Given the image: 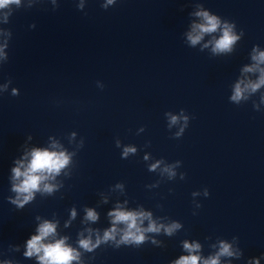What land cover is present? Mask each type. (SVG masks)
Wrapping results in <instances>:
<instances>
[{"label": "clouds", "instance_id": "obj_1", "mask_svg": "<svg viewBox=\"0 0 264 264\" xmlns=\"http://www.w3.org/2000/svg\"><path fill=\"white\" fill-rule=\"evenodd\" d=\"M107 3L112 4L114 0H107ZM9 5L19 6L20 0H0V10L6 9ZM10 15L11 12L4 13L5 24L9 23ZM194 15L199 17L201 22L193 23L191 31L187 33V39L192 46L199 44L206 34L212 35L218 33V36H213V39L204 44L203 47L207 48L211 44L213 54L231 53L234 45L244 35L243 30H240L239 35L236 34L234 22H229L226 19L222 20L219 15L213 14L208 10H198ZM0 55H3L2 48H0ZM4 58L7 59V56H4ZM251 60L253 61L252 64L242 68V75L258 74V76L256 79L241 78L235 83L229 100L236 105H239L242 101H248L264 87V67H261V65H264V51H261L258 46L253 47ZM16 94L17 90L13 89V95ZM259 100L261 103H264V93L259 94ZM169 115L170 125L177 124L181 118L183 119L184 127L176 133V137H180L185 127H188L189 117ZM135 151V148L125 147L123 156L127 157L129 153H134ZM27 156H30V160H27V162L25 159L17 160V166L11 170L13 181L11 191L16 194L15 199H11V203L19 209H22L26 204L31 202L37 192L51 194L56 186L46 183V181L54 179L70 162V156L65 151H49L47 149L34 148L30 153H26V158ZM158 166L159 161L151 165L150 170H155ZM164 171L170 177L176 174L171 167L165 168ZM207 194V191H205V195ZM85 212L86 221L95 223L99 219L98 213L94 209L86 208ZM75 216L76 210L73 208L71 210V217L74 219ZM108 216L111 218V227L105 229L103 235H100L99 230L88 228L87 232L89 235L84 237L81 234V238L78 240L80 249L92 252L100 245L107 244L108 242H115L117 248L120 245H141L146 240V233H159L163 229L166 234L171 235L181 227L178 223L170 225L158 224L152 219L150 212L143 210L129 211L120 205H117L114 210L110 211ZM145 220L148 221L146 228L142 227ZM118 225H122L123 227L118 228ZM36 231L38 234L32 235L26 241L27 251L24 253L26 257L35 256L39 264H72L73 261H80V252L66 243L67 237L55 238L57 235L56 223L44 220L39 224ZM93 233H95L94 242L92 239ZM118 234L119 239L117 240ZM183 247L189 253H194L200 249V244H190L185 241ZM239 255L240 253L234 251L229 243L221 241L219 251L207 259H203L199 255L190 254L181 256L173 264H220L221 257Z\"/></svg>", "mask_w": 264, "mask_h": 264}]
</instances>
